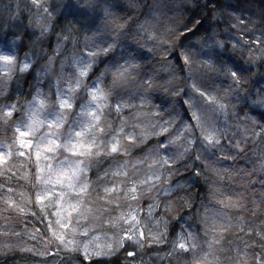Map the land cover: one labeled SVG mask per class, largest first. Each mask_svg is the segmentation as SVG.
<instances>
[{
  "label": "clouds",
  "instance_id": "clouds-1",
  "mask_svg": "<svg viewBox=\"0 0 264 264\" xmlns=\"http://www.w3.org/2000/svg\"><path fill=\"white\" fill-rule=\"evenodd\" d=\"M0 264H264V0H0Z\"/></svg>",
  "mask_w": 264,
  "mask_h": 264
}]
</instances>
